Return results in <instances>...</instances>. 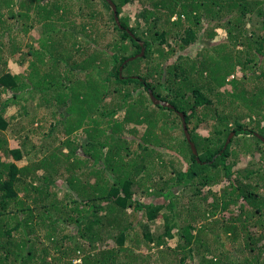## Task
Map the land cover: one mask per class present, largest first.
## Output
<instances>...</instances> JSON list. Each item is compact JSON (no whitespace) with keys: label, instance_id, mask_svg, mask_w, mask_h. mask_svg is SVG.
Wrapping results in <instances>:
<instances>
[{"label":"trees","instance_id":"16d2710c","mask_svg":"<svg viewBox=\"0 0 264 264\" xmlns=\"http://www.w3.org/2000/svg\"><path fill=\"white\" fill-rule=\"evenodd\" d=\"M111 2L0 0V264H264V0Z\"/></svg>","mask_w":264,"mask_h":264},{"label":"rangeland","instance_id":"374dc122","mask_svg":"<svg viewBox=\"0 0 264 264\" xmlns=\"http://www.w3.org/2000/svg\"><path fill=\"white\" fill-rule=\"evenodd\" d=\"M91 4V3H90ZM67 10H66V9ZM65 8H61V11H67V12H69V15H70V9L69 8H67V7H65ZM70 8H71V12H72V14L73 15H78V18L76 17L75 18V21H76V27H78V28H80L79 26L81 25V26H83L84 24H86V28H85V31L83 30V32H81L80 31V33L79 34H81V36H80V39H79V41H80V43L81 42H85L86 41V43H87V41L89 40V39H95V41L96 42H99V43H108V41L107 40H102V39H98L99 37H97V35L99 34V33H97L96 31H95V27L94 26H92L90 23H92V22H95L96 20H92L91 18H88V15L89 14H93V15H96V16H99V17H104V15H105V13H102V11H101V9L99 8L98 9V12L97 13H95V12H93L89 7H88V3H85V2H77V1H75L74 3L72 2V3H70ZM96 16H94V17H96ZM175 19V17L173 18V20ZM94 27V28H93ZM35 34H37V32L35 31ZM34 33H33V35H35ZM219 36H218V39H221V38H223V37H225V35H226V32H225V30H222V29H220L219 30V34H218ZM36 36V35H35ZM107 38H109V37H107ZM216 40H217V38H216ZM204 41H205V39H204ZM68 42H70V41H68ZM69 44V43H68ZM101 45H104V44H101ZM203 46H204V43H201V44H199L198 46H192L191 47V52L193 53H195L196 51H198V50H200V49H202L203 48ZM23 50H26V48H24ZM68 51L69 50H66V53H68ZM187 52H190V51H187ZM176 54H178V52H176ZM78 57V56H77ZM78 59V58H77ZM77 59H75V60H77ZM125 62V61H124ZM124 64V63H123ZM17 67H18V65H13V63H11V65L10 66H8V68H9V71H11V72H16L18 69H17ZM123 67V66H122ZM232 79V78H231ZM167 83H168V86L170 87V88H172L173 89V81H170V80H167ZM99 87V88H98ZM112 87V86H111ZM98 90H104V87L102 86V84L100 83H98V84H96V85H93V91H94V93H92L93 95H95V96H98V93H97V91ZM153 107H155L154 105H153ZM112 109V108H111ZM231 134V133H230ZM230 136V135H229ZM228 136V137H229ZM234 136L235 135H233L232 137L234 138ZM237 139L239 138V137H236ZM232 140V139H231ZM231 142V141H230ZM16 142L15 141H11L10 142V145H13V144H15ZM226 144H227V142H226ZM229 145V144H228ZM224 147H225V145H224ZM224 147H223V149H224ZM245 163L246 162H242V164L243 165H245ZM236 169V168H235ZM241 202V201H240ZM235 211H236V213L239 211L237 208L235 209ZM222 215V214H221ZM224 216H228V213L226 212V213H224L223 214ZM138 250V249H137ZM148 248H143L142 250H139V251H141L142 253H147L148 251ZM136 255L135 256H137V257H139L138 258V264H145V260L146 259H144L143 258V256L138 252V251H136ZM155 260H157L156 262H160L161 260L160 259H157V258H155Z\"/></svg>","mask_w":264,"mask_h":264},{"label":"water","instance_id":"95a60500","mask_svg":"<svg viewBox=\"0 0 264 264\" xmlns=\"http://www.w3.org/2000/svg\"><path fill=\"white\" fill-rule=\"evenodd\" d=\"M107 2H109V4L112 6V10L114 11V17H115V20H116V22L119 24V20H118V16H117L116 6L111 2V0H107ZM143 51H144V49H142V53H143ZM141 55H142V54H141ZM139 56H140V55H139ZM136 57H137V56L129 58L128 60H126V61L124 62L123 65H125V64H126L127 62H129V61L134 60ZM121 70H122V67L120 68V71H121ZM149 97H150V99H151V101L153 102L154 105H161V106H163V107L174 108L171 104H169V103H167V102H163V101L157 99V98L154 96V94L152 93V91H149ZM180 116H181V118H182V125H183V131H184V134H185V138H186L187 142L189 143V145H190V147H191V149H192L193 154L197 156L198 153H197V150H196V146H195V144H194V143L192 142V140H191V136H190V134H189V132H188V128H187V124H186L185 118H184V116H183L182 113H180ZM233 135H234V133H231L230 136L228 137V139H227V141H226L227 144H225L224 149H226V147H227L228 144L230 143V141H231ZM259 138H260L261 140L264 141V138H263V137L259 136Z\"/></svg>","mask_w":264,"mask_h":264}]
</instances>
